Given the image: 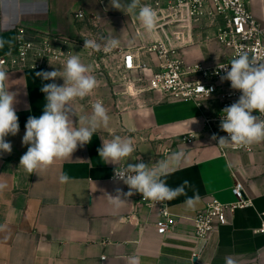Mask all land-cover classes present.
<instances>
[{
  "label": "crops",
  "instance_id": "0c3cea01",
  "mask_svg": "<svg viewBox=\"0 0 264 264\" xmlns=\"http://www.w3.org/2000/svg\"><path fill=\"white\" fill-rule=\"evenodd\" d=\"M249 9L264 27V0H249ZM80 11L86 19L76 18ZM18 27L66 37L71 41L69 56L78 55L90 66L99 86L83 100L72 101L74 126H83L80 118L91 116L97 101L107 109L110 121L72 157L57 160L39 175L29 174L20 166L28 148L22 143L25 125L29 116L43 114L46 99L41 87L53 82L35 73L62 72L66 60L41 68L4 69L7 87L16 94L19 132L5 138L12 152L0 154V183L6 185L0 190V264H126L125 258L132 255L140 258V264H228L229 260L264 264V236L257 233L264 221V141L253 143V153H223L202 131L203 112L194 102L167 100L145 91L143 82L134 87L133 81L124 80L126 50L142 53L146 64L155 69V56L138 49L158 35L148 33L134 15L112 8L110 0H0V40L6 41L0 56L14 49ZM107 37L119 40L111 53L84 48L85 39L103 44ZM193 52L204 53L203 48ZM55 82L64 83L62 78ZM215 111L213 106L211 112ZM189 131H200L192 144L181 139ZM114 136L134 139L136 152L129 163L139 162L137 155L154 166L174 152L184 153L179 162H172L177 170L166 182L174 188L187 179L194 186L187 190L188 196L197 191L200 199L194 207L185 204V196L171 200L169 209L175 215H194L212 198L234 202L232 187L237 181L244 183L253 205L230 213L229 223L206 241L194 238L193 225L186 220L161 236L155 228L159 212L141 203L142 194H134L119 207L111 202L109 195L115 196L117 188L129 190L112 179L116 165L105 164L97 151L102 139ZM61 172L69 176L67 183L59 181Z\"/></svg>",
  "mask_w": 264,
  "mask_h": 264
},
{
  "label": "built area",
  "instance_id": "2783aa9c",
  "mask_svg": "<svg viewBox=\"0 0 264 264\" xmlns=\"http://www.w3.org/2000/svg\"><path fill=\"white\" fill-rule=\"evenodd\" d=\"M144 4L150 5L158 13V23L152 32L158 38L141 45L138 50L155 56V69L146 64L142 53L126 50L121 69L124 80L133 81L134 87L143 82L145 91L159 93L167 100L194 102L203 112L202 131L211 138L213 135L217 136L214 141L221 152L253 153V144H218L219 137L228 135L219 126L222 110L236 102L241 95L239 90L231 88L230 81H221L225 72L219 65L228 64L240 52H247L258 62H264V27L250 11L249 0H148ZM76 18L84 20L87 15L80 11ZM204 22L213 28L215 41L222 48L223 59L188 61L183 57L182 51L195 44L201 35L200 31L204 30ZM136 32L141 34L139 29ZM70 43L62 35L30 32L25 27H18L15 47L7 55L0 56V67L41 68L53 61L67 60ZM228 66L230 69V64ZM136 70L142 71V76H136ZM209 89L210 93L207 91ZM127 90L133 92L129 85ZM213 106L216 107L214 113L211 112ZM253 115L259 113L254 111ZM199 133L200 131H189L182 134L181 139L184 143L192 144ZM112 179L118 181L114 174ZM232 192L236 197L234 202L222 203L212 198L204 209L189 216L171 213L170 201L153 202L142 198L141 203L149 209L158 210L155 228L159 235H168L181 220H186L193 225L194 238L203 242L229 223L230 213L253 205L245 194L243 182L237 181ZM257 233L264 236V221Z\"/></svg>",
  "mask_w": 264,
  "mask_h": 264
},
{
  "label": "clouds",
  "instance_id": "9594fccd",
  "mask_svg": "<svg viewBox=\"0 0 264 264\" xmlns=\"http://www.w3.org/2000/svg\"><path fill=\"white\" fill-rule=\"evenodd\" d=\"M110 4L114 9L134 15L148 33L156 29L158 13L150 5L142 3V0H128L127 3L110 0ZM5 43L6 41L0 40V48ZM118 46L119 40L114 37L105 38L103 44L94 39L84 40V48L102 50L106 54ZM219 67L225 72L221 81H230L231 88L239 90L241 95L236 102L222 110L219 126L228 135L219 137L218 144L247 146L264 141V62H258L247 52H240L228 64ZM90 72V66L82 63L78 55H71L64 63L62 72L53 70L35 73L43 81L53 82L41 87L46 99L43 114L39 117L29 116L25 125L22 143L28 145V148L20 158V166L27 173L39 175L57 160L72 157L78 147L82 148L91 141L98 129L108 127L110 117L99 101L92 105L91 116L80 118L83 126L75 127L72 120L75 115L72 101L83 100L99 86L96 77ZM57 78H62L64 83L58 85L55 82ZM8 79L7 72L0 67V154L12 152V144L5 138L19 132L18 116L14 107L16 94L9 91L6 83ZM207 91L210 93L211 89ZM254 111L259 115H253ZM212 139L217 140V136L213 135ZM97 151L105 164L116 165L114 178L128 186L126 193L117 188L115 196L109 195L111 202L117 207L136 193L142 194L144 200L153 202L171 201L185 196L188 207H194L200 199L197 191L188 196L187 190L194 188L189 180H183L174 188L166 182V177L177 170L172 167V162H179L183 158L182 151L172 153L169 158L158 161L154 166L145 164L137 155L135 161L139 162H127L136 152L132 137L114 136L111 140L102 139V146ZM69 179L67 174L60 173L61 183H67ZM5 187V184L0 183V190ZM125 260L126 264H140V258L135 255L128 256ZM228 264L233 262L229 260Z\"/></svg>",
  "mask_w": 264,
  "mask_h": 264
},
{
  "label": "rangeland",
  "instance_id": "374dc122",
  "mask_svg": "<svg viewBox=\"0 0 264 264\" xmlns=\"http://www.w3.org/2000/svg\"><path fill=\"white\" fill-rule=\"evenodd\" d=\"M202 27L204 30L200 31L201 36L197 38L194 45L185 48L182 51V55L184 56V58L191 62L202 60L203 57L208 61L223 59V55L221 53H218V51L222 50V48L215 41L213 28L209 27V25H206L205 22ZM200 48H203L204 53L203 55L202 53H200L201 55L197 53V55H200L197 56L193 51H196Z\"/></svg>",
  "mask_w": 264,
  "mask_h": 264
}]
</instances>
